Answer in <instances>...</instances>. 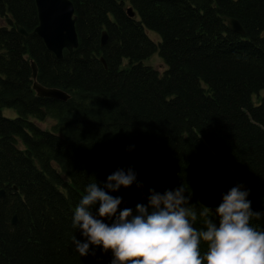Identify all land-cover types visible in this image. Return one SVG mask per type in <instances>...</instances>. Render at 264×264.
Returning a JSON list of instances; mask_svg holds the SVG:
<instances>
[{"label":"trees","instance_id":"16d2710c","mask_svg":"<svg viewBox=\"0 0 264 264\" xmlns=\"http://www.w3.org/2000/svg\"><path fill=\"white\" fill-rule=\"evenodd\" d=\"M69 1L77 46L58 59L32 33L34 0H0V264H111L100 246L79 255L72 217L117 169L141 185L109 191L118 210L183 185L198 214L214 211L239 184L264 213V0ZM154 53L162 71L143 63ZM30 61L65 100L35 94ZM250 224L264 231V217Z\"/></svg>","mask_w":264,"mask_h":264},{"label":"clouds","instance_id":"9594fccd","mask_svg":"<svg viewBox=\"0 0 264 264\" xmlns=\"http://www.w3.org/2000/svg\"><path fill=\"white\" fill-rule=\"evenodd\" d=\"M134 182L141 186L131 168L117 169L103 187L96 181L86 186L72 217V227L86 238L73 237L80 256L90 254L91 245L111 251V264H264V231L250 224L264 213L252 210L249 191L242 185L223 194L214 211L206 207L198 214L189 202L191 192L183 185L163 193L150 188L146 204H136L135 211L118 210L122 197L109 191ZM198 216L202 218L200 229L193 226ZM202 242L207 245L203 254Z\"/></svg>","mask_w":264,"mask_h":264},{"label":"water","instance_id":"95a60500","mask_svg":"<svg viewBox=\"0 0 264 264\" xmlns=\"http://www.w3.org/2000/svg\"><path fill=\"white\" fill-rule=\"evenodd\" d=\"M37 24L32 33L39 37L45 48L50 51L56 58H61L62 50L70 52L77 46V36L74 29L75 16L73 7L69 0H34ZM128 14L133 15L132 9H127ZM226 21L231 30L243 34V28L239 22L231 17H226ZM16 31L27 36V32L19 25H15ZM107 34L102 31L101 44H105ZM32 89L37 96L52 97L65 100L67 94L57 88L45 87L35 81L36 67L33 61H30ZM3 190L0 189V196ZM11 223L15 222L13 215Z\"/></svg>","mask_w":264,"mask_h":264},{"label":"rangeland","instance_id":"374dc122","mask_svg":"<svg viewBox=\"0 0 264 264\" xmlns=\"http://www.w3.org/2000/svg\"><path fill=\"white\" fill-rule=\"evenodd\" d=\"M148 35L150 38H152L154 41H157L159 39V36L152 30H148ZM143 63L145 65H149L152 66L153 68L162 71L163 68L165 67L161 57L158 55V53H154L152 54L150 57L146 58ZM254 103L258 102L257 97L254 95L252 98ZM1 114L6 116V117H14L15 116V111L13 109L10 108H1ZM49 122L46 121L45 123L42 122L41 125L44 128L48 127Z\"/></svg>","mask_w":264,"mask_h":264}]
</instances>
